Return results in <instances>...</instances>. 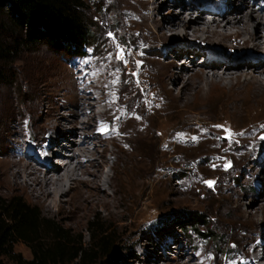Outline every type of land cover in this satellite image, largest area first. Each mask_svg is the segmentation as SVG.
Returning <instances> with one entry per match:
<instances>
[{
  "label": "bare ground",
  "instance_id": "6f19581e",
  "mask_svg": "<svg viewBox=\"0 0 264 264\" xmlns=\"http://www.w3.org/2000/svg\"><path fill=\"white\" fill-rule=\"evenodd\" d=\"M115 1L121 15V32L136 41L134 50L123 48L122 58L112 55L104 67L89 73L79 75V71L72 70L74 95L64 97V103L55 95L41 94L34 102L38 114L21 110L6 119L1 131L5 143L0 148V193L4 197L26 193L78 225L93 211L102 209L106 217L129 230L128 239L138 232L145 212L155 206L156 193L142 189L144 179L157 172L172 146L186 141L187 133L199 132L197 138L211 142L213 136L226 132L240 145H250L255 137L264 135V15L260 6L246 10L244 1L234 7L225 0H216L208 12L211 18L205 16L207 6L195 0ZM167 4L168 13L162 14L160 9ZM254 11L256 28L252 23ZM189 31L208 45V50H173L175 58L171 63L165 61V52L172 50L169 36L187 38ZM247 47V54L237 52ZM188 53L202 55L203 64L197 66L188 59ZM178 55L185 61H181L182 70L176 74ZM209 69L212 72H207ZM185 70L190 75L175 95L167 80L182 77ZM104 91L105 95L93 98L96 92ZM138 98L140 103L136 102ZM168 99H175L186 111L182 124L173 123ZM209 100L220 105V115L212 117L214 124L205 121ZM46 101L71 108L62 113L48 106L44 112ZM13 102L12 97L0 96V104ZM30 134L39 137L38 146L50 141L45 150L56 146V164L49 159L37 161L28 144ZM54 134L57 140H52ZM142 141L154 142L162 151L155 156L151 170L137 148ZM122 162L121 188L110 194L94 183L101 174L100 179L114 187ZM109 164L111 173L105 172ZM260 199L264 200V194ZM260 212L264 218V205H258L253 214H241L249 232L237 254L239 264H264V239L260 240L256 221ZM149 249L145 261L164 264L159 261L168 252L164 250L163 257H157ZM204 260L210 262L211 258ZM184 264H192L191 259Z\"/></svg>",
  "mask_w": 264,
  "mask_h": 264
},
{
  "label": "rangeland",
  "instance_id": "374dc122",
  "mask_svg": "<svg viewBox=\"0 0 264 264\" xmlns=\"http://www.w3.org/2000/svg\"><path fill=\"white\" fill-rule=\"evenodd\" d=\"M195 1L207 6L205 16L211 18L208 12H211V7L216 5V0ZM225 1L234 7H239L241 1H244L246 10H254L260 6V11L264 15V0ZM166 3L171 4L172 1H166ZM159 4L160 2L157 3ZM167 6L168 4L160 9L162 14L168 13ZM118 9L115 0H84V12L93 35L90 47L85 48L84 56H72L65 50H56L41 43L22 49L16 57L12 54L7 60H0L2 73L0 96L14 98L12 104H0L2 111L0 132L4 122L11 115H16L21 110L27 113H32V111L37 113L39 109L35 107L34 102L41 94L60 97V103H64V97H72L74 95L71 83L72 70L79 71V75L84 71L89 73L93 68L104 67L112 55L116 59L122 58L123 48L134 50L136 41L121 32V15ZM255 13L254 11L252 23L256 28ZM169 37L172 50L165 52L167 57L164 59L169 63L175 58L172 54L173 50L177 52H183L188 48L208 50V45L202 44V41L193 36L191 31L187 38L177 35ZM243 49L237 52L247 54L250 51L249 47ZM188 54V59L194 60L197 66L203 64L202 55L194 57L192 53ZM158 57L162 58L161 55ZM183 57L178 55L176 59L178 62L175 64L176 74L182 70L181 61H185ZM207 72L212 71L209 69ZM189 75L190 71L185 70L181 74L182 77H173L170 80L168 78L169 86L174 88L175 95L182 89L183 82ZM106 93V91L96 92L93 98ZM121 99L123 101L124 97ZM136 102L140 103V99L138 98ZM208 104L206 110L208 117L205 121L209 120L208 124L215 123L216 120L212 117L220 115V105L211 100ZM48 106L62 113H67L71 108V106L46 101L43 107L44 112H47ZM168 108L172 113L173 123L182 124L187 118L186 114H183L186 111L178 107L175 99H168ZM156 118L157 116L154 117ZM0 134V148H3L5 139L2 132ZM197 134L199 132L187 133L186 141L180 142L177 147L172 146L170 154L165 157L166 161L163 160L164 157L162 158L165 164L160 163L157 168L158 173L144 179L145 184L142 189H145L146 193L155 191L157 201L155 200V206L153 205L155 208L152 207L145 212V217H142L138 226L140 227L138 232L128 239L126 236L129 230L118 226L114 219L106 217L102 209L98 212L93 211L83 224L78 225L73 220L64 219L56 209H48L43 203L30 198L26 193L22 192L10 197H4L6 195L0 193V198L9 200L19 197L28 204L37 206L44 216L63 227L71 237L82 238L85 243L91 241L88 227L94 219H98L101 228L110 233L113 247L108 254H105L103 250H98L93 260L83 264H155L152 261L146 262L144 259V254L149 247L157 257H163L164 250L168 252L167 257L159 261L164 264H184L187 259H191L192 264H239L236 261L237 254L241 252L249 232L245 229L247 221L241 217V214L243 211L253 214L258 205H264V200L260 199L264 194V135L255 137L250 145H240L226 132L213 136L211 142L200 140ZM57 138L58 136L54 134L52 140H57ZM38 140L39 137L36 134H30L28 144L33 156L37 161L45 162L49 159L53 163L55 161L56 164L58 157L53 158L56 146L53 145L52 148L45 150L44 148L49 146L50 141L45 142V146H38ZM173 142L176 143L177 140L174 139ZM137 148L147 158L149 162L147 168L150 170L152 166L154 168L155 156L161 155L162 152L158 144L142 141L137 144ZM48 152L51 156L47 155ZM123 165L122 162L117 173L119 178L114 187L108 185L105 179L101 180V174L95 178L94 183L110 194L114 193L116 189L121 188ZM148 169L145 171L149 172ZM105 170L111 173V164ZM129 172H131L130 169ZM190 212L200 215L204 224L190 222L183 228L174 224L183 220L181 214ZM144 218L145 222H143ZM256 221L261 232L259 233L260 240H263L264 218L261 212L257 214ZM179 252L183 254L179 255ZM205 257H210L211 261L204 260ZM16 259L19 260L16 261ZM32 259L31 248L19 242L14 246L12 256L4 258L3 261L4 264H28Z\"/></svg>",
  "mask_w": 264,
  "mask_h": 264
},
{
  "label": "trees",
  "instance_id": "16d2710c",
  "mask_svg": "<svg viewBox=\"0 0 264 264\" xmlns=\"http://www.w3.org/2000/svg\"><path fill=\"white\" fill-rule=\"evenodd\" d=\"M92 38L84 0H0V60L41 43L81 57ZM181 219L174 223L181 228L190 222L204 224L194 212L181 214ZM88 232L91 241L85 243L71 237L37 206L19 197L0 198V264L12 256L19 242L32 250L28 264H83L93 260L98 250L111 252L110 233L98 219L91 222Z\"/></svg>",
  "mask_w": 264,
  "mask_h": 264
}]
</instances>
